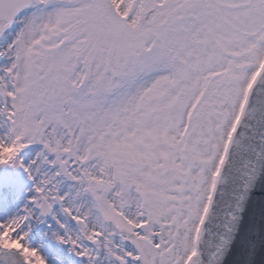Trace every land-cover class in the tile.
Returning <instances> with one entry per match:
<instances>
[{"label":"snow or ice","instance_id":"obj_1","mask_svg":"<svg viewBox=\"0 0 264 264\" xmlns=\"http://www.w3.org/2000/svg\"><path fill=\"white\" fill-rule=\"evenodd\" d=\"M0 264H264V0H0Z\"/></svg>","mask_w":264,"mask_h":264},{"label":"water","instance_id":"obj_2","mask_svg":"<svg viewBox=\"0 0 264 264\" xmlns=\"http://www.w3.org/2000/svg\"><path fill=\"white\" fill-rule=\"evenodd\" d=\"M257 196L259 195V193L256 194Z\"/></svg>","mask_w":264,"mask_h":264}]
</instances>
